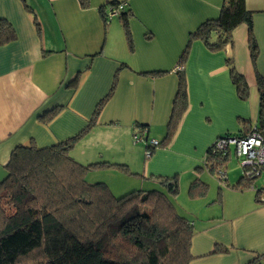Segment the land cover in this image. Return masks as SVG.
Returning a JSON list of instances; mask_svg holds the SVG:
<instances>
[{"label":"crops","instance_id":"0c3cea01","mask_svg":"<svg viewBox=\"0 0 264 264\" xmlns=\"http://www.w3.org/2000/svg\"><path fill=\"white\" fill-rule=\"evenodd\" d=\"M111 1L89 0L83 8L79 0H0V19L14 32L12 39L0 44V175L5 176L4 165L15 146L33 143L43 148L81 131L116 78L97 122L70 155L83 164H126L137 175L98 169L113 173L88 176L87 172V181H102L109 189L166 190L160 177L176 175L178 189L200 179L208 184L207 195L212 187L216 190L196 202L197 222L181 214L194 231L189 264H245L257 255L261 257L254 264H264V204L255 197L256 188L264 186L254 180L249 186H243L245 180L240 184L242 167L233 176L227 164L219 168L223 181L206 169L195 170L203 165L205 152L218 135L242 131L239 118L252 126L258 123L259 94L247 42L243 66L232 48L234 30L244 25L246 36V25L234 28L231 42L219 50L207 49L198 39L191 42L184 66L187 110L170 141L146 157L145 139L133 140L139 128L135 123L144 125L146 139L163 138L177 89L178 56L189 32L219 14L222 0H122L131 12L132 51L127 49L118 16L105 22L99 12ZM244 4L251 11L258 46L256 69L264 75V0H244ZM230 63L245 79L248 76L246 99L237 96ZM148 70L168 72L139 73ZM56 106L60 111L44 121L42 116ZM205 171L212 182L203 177ZM216 243L228 252L211 253Z\"/></svg>","mask_w":264,"mask_h":264},{"label":"trees","instance_id":"16d2710c","mask_svg":"<svg viewBox=\"0 0 264 264\" xmlns=\"http://www.w3.org/2000/svg\"><path fill=\"white\" fill-rule=\"evenodd\" d=\"M87 8L89 0H79ZM123 3L116 15L121 23L127 49L134 48L128 19L131 16L124 1H111L101 6L99 12L105 22L106 8ZM246 25V42L249 57L255 72L258 90V123L239 118L242 131L236 134L225 132L218 135L205 152L202 166L197 172L207 170L219 175V169L229 160L230 146L218 149L217 140L231 136L242 137L253 128L264 137V75L257 72L258 46L253 34L251 11L244 0H222L219 14L200 22L188 34L187 42L177 59V89L172 99L171 111L165 134L157 145L145 139V151L150 155L157 147L165 146L175 133L177 125L187 110V82L185 63L190 44L200 40L211 50H219L231 42L234 28ZM14 32L5 19H0V44L12 39ZM166 70L140 71L143 75L157 76ZM229 74L237 96L246 99L248 84L244 75L229 64ZM116 78L110 91L95 105L86 126L75 135L50 146L38 148L35 144L15 146L4 165L5 176L0 179V264H189L193 226L179 214L168 195L178 192L176 175L160 177L166 192L132 190L115 196L102 181L88 182L85 175L90 170L118 169L132 173L126 164L108 161L80 163L70 155L75 143L97 122L104 104L114 91ZM61 107L47 111L42 119L49 121ZM138 132L144 125L135 123ZM134 132V133H135ZM239 179L249 186L259 175ZM239 185L236 184L235 187ZM208 184L195 179L188 186V196L199 198L207 194ZM264 187L256 188V200ZM225 246L215 244L211 253H227ZM261 255L245 264H254Z\"/></svg>","mask_w":264,"mask_h":264},{"label":"rangeland","instance_id":"374dc122","mask_svg":"<svg viewBox=\"0 0 264 264\" xmlns=\"http://www.w3.org/2000/svg\"><path fill=\"white\" fill-rule=\"evenodd\" d=\"M239 27H242V29L241 30H234V31H237V32L234 33L235 40H233L234 43H233L232 48L235 47V49L237 51L238 63H239L240 66H243V65L247 64V59H248V54L247 53L248 52L246 51L247 47H246V40H245L246 36H245V32H244V25H241ZM236 29H238V27ZM238 70L240 71L239 68H238ZM246 79H248V76L246 77ZM149 139H151V138H149ZM141 144L144 145L142 142H140V145ZM230 148L231 149L229 150V160L227 161L226 164H227V171L229 173V176H233V175H235L236 173H238L240 171V167H241L240 164L241 163L238 162V159H237L235 151H234V146H231ZM89 172L91 174H88V176L96 175V174L98 176L99 175L101 176V175H104V174L113 173V172L109 173L108 171L106 173L105 172L102 173V172H98V170H90ZM3 176L4 175H0V179H2ZM183 176L184 175L182 174V177ZM203 177L206 178L207 180H210L209 182H212L213 178L210 177V175L206 171L203 173ZM93 180H95V179H93ZM136 181H138V180H136ZM254 182H255V184H257V186H264V170L261 172V174L259 176H257L254 179ZM136 184H138V182ZM188 186H189V184L187 185L186 189H184V188L178 189V192L175 195L167 193L166 190L163 189V187H161L162 189H157V190H161V191H165L166 192V194L168 195L170 201L172 202V204L174 205L176 211L179 214H186L185 216L187 218H189V220L196 221L198 218L195 219L194 216L198 212L197 210L200 209L199 206H197V203H198L197 201H200L198 199L204 200V199H207V198L211 197V195L215 194V190L216 189H213V187L211 186L212 188L210 189V193L208 195L206 194L203 197H199V198H190L188 196ZM110 190L112 191V193L115 196L119 197V196H122V195L132 191V190H145L146 191V190H151V189H138V188L134 187V189H110ZM208 191H209V189H208ZM184 211H189V212H184Z\"/></svg>","mask_w":264,"mask_h":264},{"label":"built area","instance_id":"2783aa9c","mask_svg":"<svg viewBox=\"0 0 264 264\" xmlns=\"http://www.w3.org/2000/svg\"><path fill=\"white\" fill-rule=\"evenodd\" d=\"M123 8V3H119L115 7L109 8L106 12V20L109 21L112 16H116ZM146 129H141L138 132L133 133V140L135 142L146 139ZM152 146L157 145L156 139H148ZM234 146V151L241 163L242 169L247 168L244 171V176L253 178L259 175L264 170V137L255 128L242 137L231 136L227 139L221 138L216 141L215 146L218 149H226L229 146ZM145 156H150V151H145ZM222 171H220L221 173ZM219 173V174H220ZM223 181L222 175L220 176ZM260 200L264 201V191L260 194Z\"/></svg>","mask_w":264,"mask_h":264}]
</instances>
